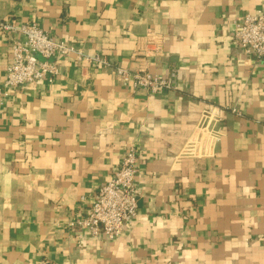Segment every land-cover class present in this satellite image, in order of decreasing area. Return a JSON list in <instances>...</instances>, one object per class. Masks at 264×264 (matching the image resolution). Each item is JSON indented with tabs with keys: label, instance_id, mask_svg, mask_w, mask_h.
I'll return each mask as SVG.
<instances>
[{
	"label": "crops",
	"instance_id": "0c3cea01",
	"mask_svg": "<svg viewBox=\"0 0 264 264\" xmlns=\"http://www.w3.org/2000/svg\"><path fill=\"white\" fill-rule=\"evenodd\" d=\"M259 10L264 0H0V19L110 63L59 57L54 82L0 106V264H264V57L233 38ZM11 59L0 30V84ZM116 67L177 75L135 91ZM210 108L220 139L196 154ZM130 146L136 217L114 240L71 228Z\"/></svg>",
	"mask_w": 264,
	"mask_h": 264
},
{
	"label": "built area",
	"instance_id": "2783aa9c",
	"mask_svg": "<svg viewBox=\"0 0 264 264\" xmlns=\"http://www.w3.org/2000/svg\"><path fill=\"white\" fill-rule=\"evenodd\" d=\"M0 30L9 34L12 53L6 76L0 84V106L12 91L25 83L42 80L54 82L60 74V65L54 59L59 57L73 58L78 63L110 66L109 60L103 55H89L75 43L56 39L36 22L17 26L12 19H0ZM16 34H21L22 38ZM233 38L245 52L264 57V11L246 13L238 17ZM116 73L123 85L135 91L145 90L151 93L173 88L177 75L175 69L169 75H163L149 70H131L123 67H116ZM215 121H219L218 113L210 108L205 112L200 124L203 129L204 147L198 149L196 147V153L194 147L199 141L194 140L184 150L185 154L213 152L221 135ZM138 161V147H128L119 167L93 196L86 216L71 221L69 226L81 227L94 237L105 236L110 240L120 237L127 225L136 217L139 209Z\"/></svg>",
	"mask_w": 264,
	"mask_h": 264
}]
</instances>
